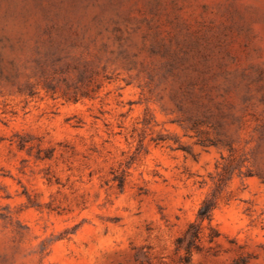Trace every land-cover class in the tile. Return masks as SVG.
I'll return each mask as SVG.
<instances>
[{"label": "rangeland", "instance_id": "rangeland-1", "mask_svg": "<svg viewBox=\"0 0 264 264\" xmlns=\"http://www.w3.org/2000/svg\"><path fill=\"white\" fill-rule=\"evenodd\" d=\"M0 264H264V0H0Z\"/></svg>", "mask_w": 264, "mask_h": 264}, {"label": "trees", "instance_id": "trees-1", "mask_svg": "<svg viewBox=\"0 0 264 264\" xmlns=\"http://www.w3.org/2000/svg\"><path fill=\"white\" fill-rule=\"evenodd\" d=\"M211 209H212V204L209 203V201L207 200L203 201L202 205L198 210L197 218H199L200 220H203L204 218L210 219ZM187 235L190 236L188 242L189 243L188 247H189L190 245H192L193 240L199 237V228L196 226V224L194 223L189 224L183 237H186ZM177 240L178 242H180L181 237L178 238Z\"/></svg>", "mask_w": 264, "mask_h": 264}]
</instances>
